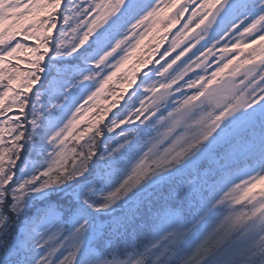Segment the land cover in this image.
Segmentation results:
<instances>
[{"label":"snow or ice","instance_id":"obj_1","mask_svg":"<svg viewBox=\"0 0 264 264\" xmlns=\"http://www.w3.org/2000/svg\"><path fill=\"white\" fill-rule=\"evenodd\" d=\"M0 264H264V0H0Z\"/></svg>","mask_w":264,"mask_h":264},{"label":"trees","instance_id":"obj_2","mask_svg":"<svg viewBox=\"0 0 264 264\" xmlns=\"http://www.w3.org/2000/svg\"><path fill=\"white\" fill-rule=\"evenodd\" d=\"M185 2H186V0H182V3H185ZM177 7H179V5H178ZM175 10H176V9H173L172 12H174ZM172 12H169V13H167V14H168V15H171ZM188 14H189V13H188ZM183 22H184V21H183V19H182V20H181V24H182ZM179 27H180V25H177L176 28H173V29H172L170 32H168V33L163 32V29L161 28V30H160V35H166V36H168L169 39L166 40V41H164V43L162 44L161 48L159 49V52H162V51L164 50V48H166V47L169 46V42H170V40H171L173 34L175 33V31H177V29H178ZM156 39H159V37L157 36ZM24 42L27 43V44L35 43V41H24ZM154 48H155V43L153 42V37H152V36H148V37L145 39L144 44L141 45V49L138 50L137 53H136V54L134 55V57L132 58V61L130 62V64L126 65L125 68L122 69L121 72L118 73L117 76L113 78V81L110 82V84H109L108 86H106V90H105V92H106V93H107V92L120 93V89L117 88V87H115V85H118L119 83H122V82H123L121 78L123 77L124 72H125L128 68L131 67V64H132V63H136V62L139 60V58H140L141 56H147L150 52H152V49H154ZM193 50H194V49H193ZM159 52H153V53H152V58H153V60L157 59V57L159 56ZM27 55H28L27 53H21V56H22V57H27ZM14 62H15V61H14ZM20 66H21V68L26 67L25 64H21ZM150 66H151V65H150ZM138 79H139V77L137 78V82H138ZM134 87H135V85L133 86V88H128V89H126V93H129V94H130L132 91L135 90ZM130 91H131V92H130ZM121 94H124V93H121ZM124 95H126V94H124ZM110 99H111V97H108V96H105V95H102V96H101V100H103V101H105V102L110 101ZM121 104H123V103H121ZM258 190H259V188H257V189L254 190V191H258Z\"/></svg>","mask_w":264,"mask_h":264},{"label":"rangeland","instance_id":"obj_3","mask_svg":"<svg viewBox=\"0 0 264 264\" xmlns=\"http://www.w3.org/2000/svg\"><path fill=\"white\" fill-rule=\"evenodd\" d=\"M186 2H188V0H186ZM185 2V3H186ZM189 14H190V12H189ZM188 13H185V16H187V15H189ZM176 32V31H175ZM195 50V49H194ZM173 55H174V53H173ZM189 55H190V53H189ZM157 59H159V56L157 57ZM161 63H163V61H161ZM134 89H135V87H134ZM106 90V89H105ZM131 92V91H130ZM127 94H129V93H127ZM127 94L125 95V99H127ZM120 103H124V100H121L120 101Z\"/></svg>","mask_w":264,"mask_h":264}]
</instances>
